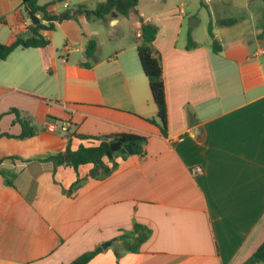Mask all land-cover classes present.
Here are the masks:
<instances>
[{
  "label": "crops",
  "instance_id": "1",
  "mask_svg": "<svg viewBox=\"0 0 264 264\" xmlns=\"http://www.w3.org/2000/svg\"><path fill=\"white\" fill-rule=\"evenodd\" d=\"M56 1L39 4L58 15L105 0ZM196 3L141 0L129 16L98 22L79 14L41 32L48 46L0 61V133H21L12 108L37 130L0 137V264H70L98 248L88 264H244L261 246L264 0H205L213 36L195 32L202 19L187 8ZM229 18L237 23L219 25ZM148 23L157 28L165 134L150 121L158 111L137 53ZM34 31L22 0H0V44ZM55 119L70 123L68 134ZM123 134L146 139L142 154L105 158V177L92 175L93 164L38 160Z\"/></svg>",
  "mask_w": 264,
  "mask_h": 264
},
{
  "label": "trees",
  "instance_id": "2",
  "mask_svg": "<svg viewBox=\"0 0 264 264\" xmlns=\"http://www.w3.org/2000/svg\"><path fill=\"white\" fill-rule=\"evenodd\" d=\"M66 0H57L56 2H64ZM141 0H105L100 3L95 9H88L85 6H79L75 9H70L62 14H54L48 11L47 5H40L39 0H22V6L27 12L40 16L39 22L33 25L34 33L29 37L18 36L15 41L10 44H0V61L7 59V57L17 48H43L49 45V41L41 34L42 31L55 30L54 22L61 23L69 18H76L79 14L86 15L89 19L106 20L108 16H129L130 12L134 10ZM46 21L47 23H43ZM142 22V19L140 20ZM220 26H232L237 23L235 18L220 20ZM141 37L137 42V53L143 72L148 78L149 87L153 100L157 106V119L150 120L155 124H159L163 134L166 133L167 128V101L165 95V87L163 82V69L161 60L157 57L151 47V44L156 38L157 28L151 24H142ZM208 32L213 36L212 26L209 25ZM194 46L191 33L188 35L187 49ZM96 49V42L90 40L87 44V53L92 56ZM213 51L219 53L221 46L218 42L213 41ZM11 114L15 115L13 124H20L21 133L14 136L8 133H0V137H9L17 139H27L34 137L37 134L35 127L31 126L29 121L25 119L21 112L15 108L10 109ZM144 137L135 134L118 135L108 141H101L98 144L91 143L82 145L78 150L72 151L70 145L66 150L58 153H50L40 157L38 160L47 162L51 161L55 164L67 163L74 167L93 164L96 168L92 172L94 177H105L110 174L112 168L103 164L105 158L112 159L114 156L140 155L143 151ZM113 142H121L122 146L117 152H112L110 144ZM70 144V138H68ZM12 160L17 159L12 157ZM4 158L0 157V165ZM10 184V182H6ZM139 229L140 226H136ZM101 251L98 248L95 251L85 253L76 258L70 264H88L89 261ZM244 264H264V242L256 250V252Z\"/></svg>",
  "mask_w": 264,
  "mask_h": 264
},
{
  "label": "rangeland",
  "instance_id": "3",
  "mask_svg": "<svg viewBox=\"0 0 264 264\" xmlns=\"http://www.w3.org/2000/svg\"><path fill=\"white\" fill-rule=\"evenodd\" d=\"M145 2L148 1H144L142 3H140L142 9H145L146 11H150L151 9V5L150 3L147 4ZM205 0H197L196 5L192 4V7L187 8L188 11V15H192L194 20L199 21L200 19H202L201 23H198L197 26L194 27L195 32L200 34L201 36H207L208 34V27L211 24V16H210V10L209 7L204 3ZM234 16H237V14L233 13ZM95 22H98V19H94ZM191 21L187 22V25H190ZM74 26H76L77 28V32H75L74 28L70 26L69 32L74 36V37H78L82 40V42L85 44L86 42V38L83 36V31L82 29L76 25V23H73ZM77 47V46H76ZM64 53V52H62Z\"/></svg>",
  "mask_w": 264,
  "mask_h": 264
},
{
  "label": "built area",
  "instance_id": "4",
  "mask_svg": "<svg viewBox=\"0 0 264 264\" xmlns=\"http://www.w3.org/2000/svg\"><path fill=\"white\" fill-rule=\"evenodd\" d=\"M69 125H70V123L67 120L55 119L53 121V127L57 130H60L64 134L69 133ZM193 172H194V174H198L199 172H201V170H200V168H195Z\"/></svg>",
  "mask_w": 264,
  "mask_h": 264
},
{
  "label": "water",
  "instance_id": "5",
  "mask_svg": "<svg viewBox=\"0 0 264 264\" xmlns=\"http://www.w3.org/2000/svg\"><path fill=\"white\" fill-rule=\"evenodd\" d=\"M24 10L26 11L27 18L32 22V24L33 25L38 24V22H39L38 17L33 15V14H31L30 12H27L26 9H24ZM190 26H193V24L190 23ZM85 55H86V53H85ZM121 146H122L121 142H113V143L110 144L112 152H117L120 149ZM107 245L108 244H105L103 247H107Z\"/></svg>",
  "mask_w": 264,
  "mask_h": 264
}]
</instances>
